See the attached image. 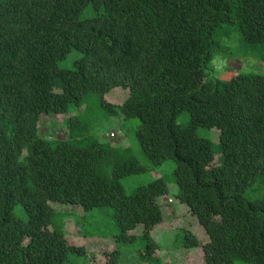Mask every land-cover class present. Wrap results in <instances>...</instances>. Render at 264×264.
Here are the masks:
<instances>
[{"label":"trees","instance_id":"trees-1","mask_svg":"<svg viewBox=\"0 0 264 264\" xmlns=\"http://www.w3.org/2000/svg\"><path fill=\"white\" fill-rule=\"evenodd\" d=\"M235 42L264 56V0H0V264H121V246L139 238L135 258L158 262L151 231L165 220L168 182L126 192L122 179L145 166L69 117L96 93L110 117L141 121L153 169L176 163L177 201L204 234L186 230L183 248H202L205 264H264V198L245 196L264 185V74L224 79L212 65ZM73 50L74 68H60ZM116 88L129 92L120 104L105 97ZM44 115L68 116V137L41 135ZM54 203L85 216L112 208L115 250L89 255L51 229Z\"/></svg>","mask_w":264,"mask_h":264},{"label":"rangeland","instance_id":"rangeland-1","mask_svg":"<svg viewBox=\"0 0 264 264\" xmlns=\"http://www.w3.org/2000/svg\"><path fill=\"white\" fill-rule=\"evenodd\" d=\"M88 14L86 12L84 16ZM224 46V52H227L226 44ZM80 56L81 54L79 52L73 50L64 60L59 62V67L65 69L74 68L75 61ZM212 65L218 77L221 76L224 79L238 73L264 74V56L258 53L246 55L243 46H240L236 42L229 44L227 54H217ZM125 92L128 97V90L116 88L111 93L105 95V97L108 101L120 104L124 101ZM101 101L100 94L88 95L87 101L81 108H71L69 117L79 116L78 127L83 132H90V136L110 143L112 146L118 148H131L134 157L145 166V173L122 179L121 182L126 192L131 194L139 186L146 185L160 177H164L168 182L169 193L160 200L165 220L151 231V235L159 247L156 254L158 262L154 264H205L202 248H183L182 241L186 230L195 232L201 239L204 238V234L201 229L198 230L196 227V221L185 208L186 206L177 201L178 186L175 182L174 175L176 163L168 160L161 166L153 169L152 164L142 152L136 137L141 121L136 118L124 119L119 116L110 117L103 109ZM67 117L62 115L42 116L39 122L41 134L48 138L53 137L55 134H57V137H68L69 129L65 122ZM190 119L189 112L184 111L180 114L178 122L185 126L190 122ZM213 131L200 128L198 129V135L210 138L212 136L214 140H218V136ZM114 132H117L116 138L114 141L109 140L107 138L108 135ZM245 196L248 200L252 201L263 199L264 185L259 184L255 188L253 187L247 190ZM52 205L56 215L51 229L65 230L67 237H69L72 243H79L86 246L89 255L95 252L102 253L115 250L116 244L114 242H116L115 234L117 233V226L112 208H97L85 216V212L75 207L76 205L60 203H54ZM21 208L18 207L16 212H21ZM85 231L89 233L93 232V235H87V238H81ZM103 232L104 237H101V233ZM136 234L142 235V228ZM144 245L145 243L139 238L138 241L131 245L121 246V264H153L151 261L141 263L135 258L138 249L144 247ZM89 255L82 260L88 261V258L90 260L91 256ZM94 264H106L104 256L94 262Z\"/></svg>","mask_w":264,"mask_h":264},{"label":"clouds","instance_id":"clouds-1","mask_svg":"<svg viewBox=\"0 0 264 264\" xmlns=\"http://www.w3.org/2000/svg\"><path fill=\"white\" fill-rule=\"evenodd\" d=\"M45 116H47V115H45ZM51 116V115H50ZM122 133V132H121ZM40 134H41V132H40ZM112 134H114V136L112 137L111 135ZM42 135V134H41ZM55 136H57V134H55L54 135V138H55ZM116 136H117V132H114V133H110L109 135H108V137L107 138H109V140H113L114 141V139L116 138ZM46 138H48V137H46ZM52 138V137H51ZM51 138H49V139H51Z\"/></svg>","mask_w":264,"mask_h":264},{"label":"crops","instance_id":"crops-1","mask_svg":"<svg viewBox=\"0 0 264 264\" xmlns=\"http://www.w3.org/2000/svg\"><path fill=\"white\" fill-rule=\"evenodd\" d=\"M203 254V253H202ZM203 261H204V254H203ZM204 263H205V261H204Z\"/></svg>","mask_w":264,"mask_h":264},{"label":"built area","instance_id":"built-area-1","mask_svg":"<svg viewBox=\"0 0 264 264\" xmlns=\"http://www.w3.org/2000/svg\"><path fill=\"white\" fill-rule=\"evenodd\" d=\"M112 137L114 136V134L111 135Z\"/></svg>","mask_w":264,"mask_h":264}]
</instances>
